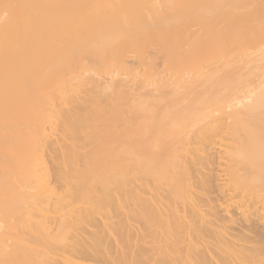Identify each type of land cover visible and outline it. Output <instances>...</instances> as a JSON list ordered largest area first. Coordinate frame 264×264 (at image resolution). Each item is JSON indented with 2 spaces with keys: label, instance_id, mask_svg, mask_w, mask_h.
Returning a JSON list of instances; mask_svg holds the SVG:
<instances>
[{
  "label": "bare ground",
  "instance_id": "bare-ground-1",
  "mask_svg": "<svg viewBox=\"0 0 264 264\" xmlns=\"http://www.w3.org/2000/svg\"><path fill=\"white\" fill-rule=\"evenodd\" d=\"M0 264H264V0H0Z\"/></svg>",
  "mask_w": 264,
  "mask_h": 264
}]
</instances>
